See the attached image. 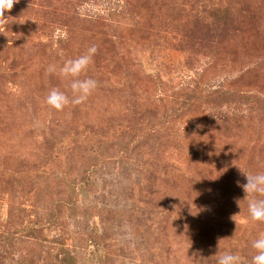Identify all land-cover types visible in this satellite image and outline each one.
Masks as SVG:
<instances>
[{
  "label": "rangeland",
  "instance_id": "rangeland-1",
  "mask_svg": "<svg viewBox=\"0 0 264 264\" xmlns=\"http://www.w3.org/2000/svg\"><path fill=\"white\" fill-rule=\"evenodd\" d=\"M92 45L97 89L48 106L71 95L48 66ZM242 171L264 172V0H14L0 16V264L250 260L264 222Z\"/></svg>",
  "mask_w": 264,
  "mask_h": 264
},
{
  "label": "clouds",
  "instance_id": "clouds-1",
  "mask_svg": "<svg viewBox=\"0 0 264 264\" xmlns=\"http://www.w3.org/2000/svg\"><path fill=\"white\" fill-rule=\"evenodd\" d=\"M14 0H0V16L13 8ZM98 49L90 46L85 53L71 59H67L62 65H49L46 71L58 75L64 80L70 81V93L52 88L45 97V103L55 110H62L65 106L80 105L84 103L98 87V81L94 78L83 76L93 62V57ZM83 76V78H81ZM246 183L237 185L246 193L247 217L251 221L264 222V172L250 174L243 172ZM251 197V198H249ZM259 197V198H258ZM244 198V199H245ZM240 201L238 206L240 207ZM253 253L248 260L238 253L224 251L217 255L216 264H264V232L259 233L251 241ZM218 252V251H217ZM216 252V254H217Z\"/></svg>",
  "mask_w": 264,
  "mask_h": 264
}]
</instances>
